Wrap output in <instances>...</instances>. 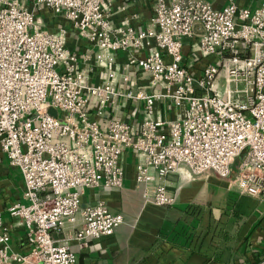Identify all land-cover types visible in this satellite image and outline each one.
Here are the masks:
<instances>
[{
    "label": "built area",
    "instance_id": "1",
    "mask_svg": "<svg viewBox=\"0 0 264 264\" xmlns=\"http://www.w3.org/2000/svg\"><path fill=\"white\" fill-rule=\"evenodd\" d=\"M30 1L0 0V150L23 179L7 212L25 230V251H13L0 213V264H75L70 241L81 249L111 235L122 215L102 201L81 208V195L121 188L128 152L144 204L171 206L165 182L180 168L264 199V0H155L148 26L118 27L110 0ZM39 8L91 53L68 48L64 28L41 29ZM120 100L134 102V123L110 114Z\"/></svg>",
    "mask_w": 264,
    "mask_h": 264
},
{
    "label": "crops",
    "instance_id": "2",
    "mask_svg": "<svg viewBox=\"0 0 264 264\" xmlns=\"http://www.w3.org/2000/svg\"><path fill=\"white\" fill-rule=\"evenodd\" d=\"M204 1L212 8H222L227 3V0ZM20 2L31 9L30 0ZM234 2L240 8H255L260 0ZM109 3L114 27L124 22L134 26L151 23L155 0H110ZM35 15L43 29L50 32L66 29L68 48L91 53L90 46L73 31L68 21L47 8H39ZM76 35L79 39H72ZM119 61L124 59L120 57ZM144 83L140 81L141 85ZM134 105L133 101L120 100V106L110 114L134 123L140 117V113L132 116ZM122 164L121 188H88L81 195V201L87 204L102 201L111 213L121 214L123 222L111 235L90 239L81 249L70 241L76 253L75 264H258L264 260L263 198L239 193L212 170L192 175L180 168L165 182L174 203L159 208L144 204L134 182V158L130 152ZM22 191L20 171L9 164L0 150V213L11 233V249L20 252L25 251V230L7 209L21 200ZM73 231L71 225L65 224L58 236L70 237Z\"/></svg>",
    "mask_w": 264,
    "mask_h": 264
},
{
    "label": "rangeland",
    "instance_id": "3",
    "mask_svg": "<svg viewBox=\"0 0 264 264\" xmlns=\"http://www.w3.org/2000/svg\"><path fill=\"white\" fill-rule=\"evenodd\" d=\"M41 29H43L42 26H41ZM74 37L72 39H74V40H78L79 39L77 37V35L74 36ZM190 41H192L190 38H188V39L185 40V46H184V53L185 54L188 52V45H189ZM188 54H191V53L188 52ZM49 113L51 115H57L58 112L56 110H54V109H49ZM60 122H62V120H60ZM239 161H240V158L239 157L235 159V162L231 165V173H235L237 171V166H238ZM205 173H207V171L206 172H203L201 174H198V175H203ZM85 205H87V203H84V201H81V208H83Z\"/></svg>",
    "mask_w": 264,
    "mask_h": 264
}]
</instances>
